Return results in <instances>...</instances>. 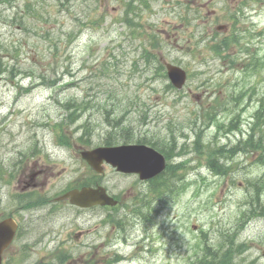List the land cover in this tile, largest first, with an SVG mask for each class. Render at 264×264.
<instances>
[{
    "label": "rangeland",
    "instance_id": "rangeland-1",
    "mask_svg": "<svg viewBox=\"0 0 264 264\" xmlns=\"http://www.w3.org/2000/svg\"><path fill=\"white\" fill-rule=\"evenodd\" d=\"M146 1L0 0V152L9 154L11 168L22 153L34 154L32 168L43 170L38 193L58 194L91 173L77 149L101 145L108 135L110 144L148 137L168 146L173 136L176 149L186 144L172 161L187 166L180 193L161 200L152 182L105 164L96 175L118 200L111 208L49 201L17 211L0 179V217L10 208L21 222L3 252L11 263L42 264L55 237L64 242L59 251L72 253L67 264H113L107 257L117 253L114 264H196L205 244L217 247L234 235L248 247L232 264H264V162L240 150L227 160L228 173L217 176L191 144L195 130L209 150L234 144L249 129L254 100L264 98V0ZM127 11L134 24L124 20ZM223 24L226 30H216ZM225 36L238 42L221 56L212 44ZM159 58L186 70L181 89L169 86ZM239 89L253 90L240 106L230 101ZM71 98L82 109L66 118L62 103ZM211 111L216 124L204 121ZM237 112L243 133L234 134L225 126ZM26 170L15 172V195ZM250 203L257 210L237 230Z\"/></svg>",
    "mask_w": 264,
    "mask_h": 264
},
{
    "label": "water",
    "instance_id": "water-1",
    "mask_svg": "<svg viewBox=\"0 0 264 264\" xmlns=\"http://www.w3.org/2000/svg\"><path fill=\"white\" fill-rule=\"evenodd\" d=\"M167 74L176 87H181L185 81V72L174 65L166 64ZM83 157L95 168L101 170V162L105 161L119 171L138 172L140 178H148L164 167V158L150 147L141 144L102 146L91 151L83 152ZM72 202L88 206L91 204H114L103 187H85L72 190L68 194ZM15 224L11 219L0 222V253L11 240Z\"/></svg>",
    "mask_w": 264,
    "mask_h": 264
},
{
    "label": "trees",
    "instance_id": "trees-1",
    "mask_svg": "<svg viewBox=\"0 0 264 264\" xmlns=\"http://www.w3.org/2000/svg\"><path fill=\"white\" fill-rule=\"evenodd\" d=\"M222 45H226V42L223 41ZM161 68H163L160 65ZM70 105H74V104H70L69 102H66L64 104V107L66 109H69ZM77 108L74 107L73 110H76ZM67 118L73 116L74 118L76 117V113H72L71 111H67ZM236 118H231V120L229 121L228 124V130L231 129H239L237 126V122H239V115L237 114L235 116ZM254 122L252 123V126L250 128V132L249 134H247V138L245 139L244 142L238 143L232 147H228L226 148L223 145H218L216 147L213 148H209V150L206 149V145L201 141L200 138V134L197 133L195 134V139H194V144H195V148L197 149L198 152H200L201 154L205 153L207 156V166L209 167V169L214 172L215 174H227L230 167L227 164L228 163V158L229 156L235 154L237 151L240 150H247L246 152H254L257 154V161H262L264 162V136L259 135V138H254V134L257 132L256 130L260 129V125L262 123H264V101L262 100L260 103V106L258 108V110L255 111L254 114ZM209 123H213L216 124L215 121V117L211 116L208 120ZM223 128V124L218 122L217 123V128ZM256 131V132H255ZM146 138V137H145ZM141 139V138H138ZM170 140V139H169ZM171 144H176L174 137L171 136ZM142 141V140H140ZM159 142L161 144H159ZM107 144H109V142H106ZM152 145L154 146H158L159 150L163 153L166 152V148L168 147L167 144L163 141L157 138V140H153V142H151ZM159 145H161L159 147ZM166 157H169L167 152L165 153ZM228 158V159H227ZM180 166V165H178ZM178 167L175 164L172 163H168L165 169V178H162V183L160 184V189L162 190H166L168 189L172 184H173V180L177 179V175L176 173L178 172ZM257 210V208H256ZM264 211V205H262L261 209H260V213H263ZM228 242L232 243V237H229ZM237 247H240L242 249H245L246 245H243V243L238 244ZM233 259V253L231 250V244L228 245L225 250L223 251V255L218 257L216 262H225L226 264H230L231 260ZM207 264H213L210 261H207Z\"/></svg>",
    "mask_w": 264,
    "mask_h": 264
},
{
    "label": "flooded vegetation",
    "instance_id": "flooded-vegetation-1",
    "mask_svg": "<svg viewBox=\"0 0 264 264\" xmlns=\"http://www.w3.org/2000/svg\"><path fill=\"white\" fill-rule=\"evenodd\" d=\"M8 152H10V150H7ZM30 159H31V155L28 153H24V156L22 157V162L19 163V167H25L27 170L25 171V173L23 174L24 176L22 178H20L18 180L19 184H20V191L18 192H22L25 193L24 197V204H29L31 202V192L35 190V192H41L40 190H38L39 188V184H38V180L39 177L43 174V170L42 169H37V167L32 168L31 164H30ZM9 162H10V156L9 154H4L2 155L0 152V165L2 166H9ZM1 168H0V172H1ZM15 171V170H14ZM13 171V172H14ZM10 172V170H9ZM8 179L4 180L3 182L6 184V186L2 185V188L6 187V191H7V195H8V204L12 205L14 207L15 204V191H16V187H14L12 178L14 179V175L12 173V175L8 174ZM78 183V181L76 182V184ZM12 186V188H11ZM76 186H70L68 189L62 191L61 193L55 194V195H48L46 196H42V198H40L38 201H44L45 199L48 198L47 201H55V202H69L68 199H57V197H59L61 194L65 193L67 190L71 189V188H75ZM2 198L0 197V208L1 205H5V203L1 202ZM38 207V206H36ZM35 208V207H32ZM10 209V208H9ZM11 210H9L8 212H10ZM14 211V210H13ZM0 213H3L2 210H0ZM75 243V242H74ZM59 264V263H57Z\"/></svg>",
    "mask_w": 264,
    "mask_h": 264
}]
</instances>
